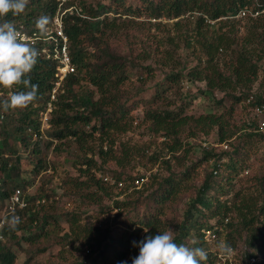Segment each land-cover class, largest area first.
Segmentation results:
<instances>
[{"label": "trees", "instance_id": "trees-1", "mask_svg": "<svg viewBox=\"0 0 264 264\" xmlns=\"http://www.w3.org/2000/svg\"><path fill=\"white\" fill-rule=\"evenodd\" d=\"M124 7L123 0H111L110 5L83 6L81 13L76 10L63 16V31L68 38L67 47L75 71L63 81L57 100L53 102L49 119L51 131L46 132L49 136L41 132L40 113L52 102V90L57 81L55 75L60 65L54 58V49L56 45L61 48L62 42L49 44L44 41L46 38L38 34L35 21L47 15L53 24L58 2L30 0L24 13L19 16L10 13L6 17L15 23L17 30L23 27L28 38L36 39L34 43L29 42L40 55L30 74L32 83L39 85L37 100L25 109L7 113L0 107V220L16 215L8 211L10 198L16 190H21L28 202L24 210H17L21 218L18 228L11 231L6 224L0 232V264H15L17 256L8 248V243L11 241L19 246L20 237L30 245L41 241L60 247L57 258L63 261L83 252L84 259H76V264H132V258L139 254L134 241L169 229L174 232L175 243L203 248L208 253L207 261L202 264H231L229 260L221 262L218 241L230 245L233 252L240 248L242 264H249L252 258L260 260L256 264H264V170L253 180L256 191L245 189L241 177L249 173L254 155L264 162V150L260 154L257 148L258 143L264 144V131L259 129L261 117L248 115L240 126L233 122L235 106L252 97L237 92L244 88L251 90L264 61V28L259 32L264 0H139L138 6ZM244 8L249 14L240 18ZM123 17L128 20H122ZM139 19H147L156 27H161L163 21L172 22L171 29L178 34L169 38L172 46L176 49V40L180 39L186 47L199 49L198 64L194 68L186 74L183 70L168 74L166 91L174 90L183 79L190 83L205 82L207 89L201 92L203 96H212L216 102L214 92L224 93L231 99V106L227 107L224 100H219L216 102L218 112L199 116L189 112L190 104L183 102L179 106L167 102L155 108L153 106L161 102L159 90L150 101L138 97L131 102L126 84L132 81V73L139 65L112 49L108 32L120 31L127 22ZM246 19L254 25L248 30V36L239 38L236 24ZM152 21H156L155 24ZM2 22L4 19H0ZM190 23L193 25L191 30ZM217 25L220 28L215 31ZM184 28L185 34H182ZM224 28L229 29L224 32ZM257 42L260 49L253 48ZM48 45L52 48L50 58L42 53ZM232 46L238 49L236 63L224 71L219 60ZM172 59L167 54L164 65H172ZM152 72L148 67L147 74L139 77L142 85L138 94L144 92L143 87L152 78ZM19 90L22 89L0 88V102ZM142 104L148 105L143 111L142 122L153 135L165 139L172 160H163L167 176L155 174L150 183L143 184V190H134L133 195L137 196L120 201L116 200L117 196L126 190L119 191L99 175L109 174L117 182L125 183L136 179L127 176L125 169L139 150L127 142L121 143L120 149L116 148L117 141L112 133H130L138 121L133 114ZM258 105H264L261 95L254 97L245 108L254 110ZM84 127H90V130ZM212 134L216 139L209 144ZM47 136L50 138L44 139ZM197 138L207 141L208 147L196 145ZM68 139H73L84 156L76 164L80 166L78 176L61 178L63 196L75 199L80 205L97 206L101 215L117 211V229L95 225L93 220L87 222L79 211L63 210L62 202L56 197L53 200V195L47 194L44 186L29 194L35 184L22 175L20 150L15 145L20 144L33 156L30 171L39 177L49 168L47 157L54 142H61L54 146V151L61 152L63 141ZM95 143L98 152L92 146ZM199 149L201 157L197 161L190 160ZM13 155L16 157L12 158ZM160 159L161 153L153 154L150 163L154 167ZM189 160L191 164L186 165ZM111 162L116 163L118 169L109 170L107 166ZM204 165L208 169L203 170ZM175 166L183 170L176 172ZM201 170L204 177L196 183ZM41 199L47 204H37ZM112 199V206L104 204ZM182 204L184 210L180 214L178 207ZM119 218L121 220L117 222ZM62 219L67 229L62 226ZM46 251L45 248L40 250L41 253ZM32 260L29 258L26 264H31Z\"/></svg>", "mask_w": 264, "mask_h": 264}, {"label": "rangeland", "instance_id": "rangeland-1", "mask_svg": "<svg viewBox=\"0 0 264 264\" xmlns=\"http://www.w3.org/2000/svg\"><path fill=\"white\" fill-rule=\"evenodd\" d=\"M58 2V12L54 19H59L58 16L64 15L67 12L73 13L76 10L78 13H81V7L86 6L89 7L94 6L96 7L97 4L103 3L110 5L111 0H56ZM125 3V7H128L130 5L138 6L139 0H123ZM122 20H128L126 17L121 18ZM133 20L134 18H130ZM260 28L259 32H263L264 28V15H261L260 18ZM188 20V19H187ZM191 21V20H190ZM156 21H152V24H155ZM254 25L253 21H249L248 19L239 21L236 24V31H239V38H243L248 36V30ZM163 26V27H162ZM161 27L152 26L147 19H139L138 21H132L127 22L126 25L122 27L120 31L110 33L108 32V41L112 47V49L119 55H122L129 60H131L134 63H137L139 67H137L133 73H132V81L128 84H126V90L129 98L132 100L131 102L137 100L139 97L141 100H144L145 102L150 101L154 98V95L158 92L161 94V97L159 100L161 102H158L153 107L157 108L160 105L167 104V102H172L176 106H179L180 104H190L189 106V112L192 114L199 116L201 114H206L209 112H215L216 109V102L219 100H224V105L227 107H230L232 104V101L230 98H226L224 96V93L221 92H214L213 97L216 100V102L213 100L212 96H203L201 92L207 89L205 82H197V83H190L187 82L186 79H183V81L180 83V85L176 86L174 90L166 91L169 86L165 83V79L171 72L177 73L179 70H183L185 74L191 69L194 68L198 64L197 55L199 54L198 47L188 48L186 47V44L180 40H176V44H178V47L175 49L172 46V43H170L169 38L172 36H178L174 30L171 29L172 22L163 21ZM190 30L193 29L192 23L189 25ZM188 28V27H187ZM220 27L217 25L215 26V31H217ZM21 30H18L22 37L26 40H28V37L24 35L23 27L20 28ZM185 29L182 31V34H185ZM229 28H224L223 31H227ZM55 26L53 24L49 25V34L47 35L46 39L44 41H47V43H55L56 40L53 38L55 34ZM24 33V34H23ZM39 38V37H38ZM195 40L197 38L193 37ZM33 41V40H32ZM56 44V43H55ZM58 45H56L54 49V58L57 59L60 62L61 65V59L60 55L57 52ZM160 48V49H158ZM255 49H260L261 46L257 42L253 46ZM51 45H48L45 47L42 51L43 54L51 55ZM237 46H232L231 50H229L228 53L223 54L220 57V67L222 70L227 71L228 68L236 63L237 59ZM169 54L172 59V65L165 66L164 65V58ZM150 55V56H148ZM59 65V66H60ZM152 68L153 76L145 85L144 92H142L140 95L138 92H140L139 88L141 87V80H138L140 76H145L147 74V68ZM146 69V70H145ZM163 84L164 87H161ZM59 93V92H58ZM248 93L249 95H252L253 100L254 97L257 95H261L264 97V61L261 64V67L258 71L257 80L254 82V84L251 87V90L248 91L246 88H244V91L240 90L237 92L238 95ZM195 97V99L193 98ZM250 97V99L252 98ZM252 100V99H251ZM249 104V101L246 100L245 103H242L241 105L235 106L234 114H233V122H235L238 126H240L242 121H245L247 116L249 117L254 116L255 112L254 110L245 108ZM143 105V108L141 106ZM139 109H137L133 116L136 118L137 124L134 125V129L127 134H116L112 133V137L116 139L117 145L116 148L120 149V144L123 142H127L130 147L136 148L139 150L137 154L134 155V159L131 160L130 164L125 169V173L127 176H131L132 178H139L141 176H146L148 180L145 184L148 182L150 183L152 181V177L156 174L161 175L162 177H165L168 175L166 169H164L163 166V160H172L171 154L169 153L167 149V145L165 144V139L162 136L153 135L149 129L148 125L142 122L143 117V111L145 107H148L146 104H142ZM143 109V110H142ZM174 109V108H173ZM218 112V111H216ZM261 117V122L264 121V114ZM41 122V132H43V135L49 136V133L51 131L50 129V123L48 125H45L44 122L40 119ZM85 130L89 131L90 127H84ZM50 130V131H49ZM32 132V130H30ZM46 134V132H48ZM45 137L44 139H48ZM239 136V135H238ZM184 140H187L185 136ZM201 138V137H200ZM200 138L195 139L194 143L196 145L201 144L205 140H199ZM216 139V136L214 134L211 135V140H209V144H211ZM51 140V139H49ZM236 140V139H235ZM61 142L55 141L54 145L52 146V149L50 150L48 154V170L44 171L39 177H36L30 170L32 168V159L33 156L28 153L27 150H25L23 147H20V144H16L17 148H19L20 153L19 156L21 157V165L20 169L23 171V176L30 180L31 182H34L35 188L29 190V194H34L37 192V189L41 186H44L45 190L47 189V194L53 195V200H55V197L60 200L61 206L63 210L71 212L72 210L79 211L83 213V218L89 222L90 220H93L92 222L95 225H104V226H110L113 229H117L116 221H115V214L117 211H113L106 215H101L99 208L97 206H91L88 207L86 205H80L78 201L75 199H69L68 196H63L64 192L61 189V178H65L67 175L71 176H78L79 175V168L80 166H77L76 164L80 163L81 157L84 156V152H81L78 147L76 146L73 139H68V141H63L64 147L61 152L54 151V146L60 144ZM90 144V143H89ZM42 145L45 146V143L42 142ZM91 145V144H90ZM96 148V152H98V144H92ZM257 148L260 149V154L264 150V144L261 145V143L257 144ZM117 149V150H118ZM161 153L162 159L159 160V162L153 167L150 163L151 157L153 154ZM90 156V155H89ZM16 156H12V158H15ZM192 161H197L201 157V150H197L193 155L190 156ZM97 158V157H96ZM258 155H254V157L251 159L252 167L249 170V173L243 174L241 177L243 178L242 186L247 190H253L256 191L257 186L254 183V178L259 175L264 170V162L260 161ZM188 161L186 165H190L191 161ZM100 162V161H99ZM1 166V163H0ZM212 165L209 167L211 168ZM109 170H116L118 169V166L116 163L111 162L107 166ZM204 169L206 166L204 165ZM176 172H181L183 169H181L178 166H175ZM0 173V178H1ZM204 173L201 170V173L198 175L196 183H200V181L203 179ZM160 178V177H159ZM25 179V180H26ZM135 179V180H136ZM125 183V182H124ZM128 188V189H127ZM124 189L126 190L123 195L117 196L116 200L124 201L127 199H131L138 194H135L134 190H143V185L137 188L136 186L132 185V182H126L124 184ZM120 191V190H119ZM54 192V193H53ZM112 200H106L104 204L108 206L113 205ZM179 213L182 214L184 210V205H180L178 207ZM62 212V210H60ZM60 212V213H61ZM58 213V214H60ZM94 219H89V218ZM121 218L117 222H119ZM61 224L64 228H68L66 222L62 219L60 220ZM120 226H118V229ZM23 236V233L22 235ZM8 248H10L15 255L17 256V260L15 264H26V261L29 258H33L31 264H76V259H84L83 252H77L74 254V258L72 259H66L63 261L62 259L57 258V254L60 252V247L53 245L52 243L44 244L43 242H38L35 245H30L26 241H23L22 237H20V245L18 246L16 243H12L9 241ZM45 248L47 251L41 253L40 250ZM89 247H86L87 249ZM88 251V250H87ZM70 254L68 253V256ZM242 252L241 249L238 248L235 252L232 253L231 257H224L223 255H220L219 258L222 260L221 262L224 263L226 260H229L231 264H242Z\"/></svg>", "mask_w": 264, "mask_h": 264}, {"label": "clouds", "instance_id": "clouds-1", "mask_svg": "<svg viewBox=\"0 0 264 264\" xmlns=\"http://www.w3.org/2000/svg\"><path fill=\"white\" fill-rule=\"evenodd\" d=\"M29 3L30 0H0V19H4L0 23V88L22 89L12 92L0 102L5 113L25 109L38 98L39 85L32 83L30 74L38 62L39 50L22 37L13 21L6 19L10 13L13 16L24 13ZM50 23L51 18L47 15L36 19L35 27L41 38L49 34ZM20 223L21 218L16 215L6 220L11 231H15ZM144 231L148 232L147 229ZM133 244L139 248V254L132 258V264H202L208 259V253L203 248L175 243L171 229L146 235L143 240L134 241ZM217 248L225 257H231L233 253V248L223 241L217 242Z\"/></svg>", "mask_w": 264, "mask_h": 264}, {"label": "built area", "instance_id": "built-area-1", "mask_svg": "<svg viewBox=\"0 0 264 264\" xmlns=\"http://www.w3.org/2000/svg\"><path fill=\"white\" fill-rule=\"evenodd\" d=\"M249 14V11L247 8H244L240 14V18H244ZM65 15V14H64ZM58 16L59 19H54L53 25L55 26V35L54 39L56 40V43L58 41L62 42L61 48H57V52L60 55L61 59V65L57 68V73H56V78L57 81L55 83V86L52 90V95H51V103L48 104V107L46 108L45 111L40 113V119L44 122L45 125L49 124V119H50V114L53 111V102L57 100V94L60 91V88L62 87L63 81L66 79V77L69 74L74 73L75 69L71 64L70 56H69V51H68V38L65 36L64 31H63V16ZM208 23L213 24L214 22L208 21ZM24 34V33H23ZM25 35V34H24ZM48 38V37H47ZM33 40V41H32ZM36 39L35 38H28V41H31L34 43ZM47 58H50V55H47ZM253 100V97L251 98ZM249 99L248 101H252ZM254 112L256 116L260 117L264 114V105H258L254 109ZM49 126V125H48ZM260 131H264V121L260 122L259 125ZM37 139V137H36ZM203 147H208V142L203 141L202 143ZM225 149H227V146H224ZM100 178L104 179L106 183H108L111 186L117 187L119 190L124 189V182H117L116 179H114L111 175L109 174H100ZM148 180L147 177H141L137 178L132 182V185L136 186L139 188L142 186L146 181ZM37 204H47V201L45 199H41L37 201ZM28 206L27 200L23 197V193L21 190H16L15 193L12 195L10 198L9 204H8V211L10 212L9 214H16V216H19L17 214V210L21 211L24 210ZM20 217V216H19ZM6 226V216H4L0 220V232L3 230V228ZM1 238V237H0ZM260 260H257L255 258H252L249 262V264H256L259 263Z\"/></svg>", "mask_w": 264, "mask_h": 264}]
</instances>
